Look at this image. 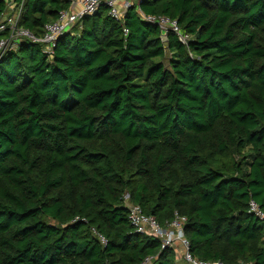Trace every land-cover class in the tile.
<instances>
[{
  "label": "trees",
  "instance_id": "1",
  "mask_svg": "<svg viewBox=\"0 0 264 264\" xmlns=\"http://www.w3.org/2000/svg\"><path fill=\"white\" fill-rule=\"evenodd\" d=\"M19 1L38 37L72 2ZM44 46L0 60V264H179L126 193L163 228L185 217L193 257L264 264V0H141L123 24L104 4Z\"/></svg>",
  "mask_w": 264,
  "mask_h": 264
},
{
  "label": "built area",
  "instance_id": "2",
  "mask_svg": "<svg viewBox=\"0 0 264 264\" xmlns=\"http://www.w3.org/2000/svg\"><path fill=\"white\" fill-rule=\"evenodd\" d=\"M4 1L6 2L7 9L4 13L0 14V33H5V35L0 38V60L5 53L16 50L19 45L26 40L35 43H43L45 44L43 50L49 54L53 53L61 36L69 34L72 28L78 24L84 16L94 15L104 4L109 6L110 15L123 24L128 9L141 0H72L68 10L61 12L57 20L45 26L44 33L41 37L36 36L29 29L20 25L19 21L23 11V2L19 0ZM138 13L144 21L159 26L162 32L161 37L164 42H167L170 32H176L183 44L187 45L189 43V35L182 32L176 20H172L164 15H147L139 8ZM128 33V29H125L126 36ZM123 201L130 210L129 219L136 232L142 234L148 233L160 238L162 240V249L174 248L176 252H181V258L188 262V264H226L222 261H204L192 256L189 241L184 235L185 217H181L177 214L175 220L170 223L167 228H163L154 217L145 215L139 205L131 203L129 193L123 196ZM249 213L264 224V210L254 199H251L249 202ZM101 239L103 243H106L104 237H101ZM151 262L152 258H147L141 264H151ZM238 264L254 263L240 262Z\"/></svg>",
  "mask_w": 264,
  "mask_h": 264
},
{
  "label": "rangeland",
  "instance_id": "3",
  "mask_svg": "<svg viewBox=\"0 0 264 264\" xmlns=\"http://www.w3.org/2000/svg\"><path fill=\"white\" fill-rule=\"evenodd\" d=\"M176 258L179 264H188L183 258H181V252H176Z\"/></svg>",
  "mask_w": 264,
  "mask_h": 264
}]
</instances>
